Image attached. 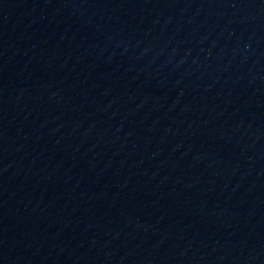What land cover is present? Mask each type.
Listing matches in <instances>:
<instances>
[{
  "label": "water",
  "instance_id": "95a60500",
  "mask_svg": "<svg viewBox=\"0 0 264 264\" xmlns=\"http://www.w3.org/2000/svg\"><path fill=\"white\" fill-rule=\"evenodd\" d=\"M0 264H264V0H0Z\"/></svg>",
  "mask_w": 264,
  "mask_h": 264
}]
</instances>
